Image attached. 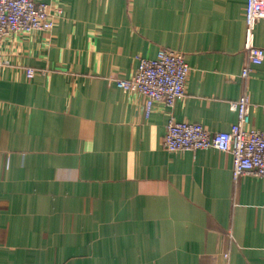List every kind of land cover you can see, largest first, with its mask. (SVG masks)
<instances>
[{
    "label": "crops",
    "instance_id": "crops-1",
    "mask_svg": "<svg viewBox=\"0 0 264 264\" xmlns=\"http://www.w3.org/2000/svg\"><path fill=\"white\" fill-rule=\"evenodd\" d=\"M246 4L57 0L51 31L3 38L0 264H264V178L235 184L231 154L163 145L172 116L230 130L244 94L264 132V60L241 77ZM163 48L191 67L186 95L146 117L116 79Z\"/></svg>",
    "mask_w": 264,
    "mask_h": 264
},
{
    "label": "built area",
    "instance_id": "built-area-1",
    "mask_svg": "<svg viewBox=\"0 0 264 264\" xmlns=\"http://www.w3.org/2000/svg\"><path fill=\"white\" fill-rule=\"evenodd\" d=\"M57 0H0V43L10 34L51 31L64 8L56 6ZM245 51L249 62L241 71L247 79L253 66L261 65L264 49L255 44V27H264V0H247L245 7ZM6 63L0 58V72ZM191 73L183 53L161 49L156 58H139L135 72L128 79H116L124 91L135 90L145 97V116L149 117L155 104L164 103L172 108L186 95V86ZM29 79L35 76L33 68L26 69ZM253 103L250 96L242 95L231 101V108L237 113L238 121L228 131L212 132L202 123L179 121L173 116L167 124L163 139L164 148L170 152L217 149L229 153L233 159L235 184L245 175L264 178V132L249 126Z\"/></svg>",
    "mask_w": 264,
    "mask_h": 264
}]
</instances>
